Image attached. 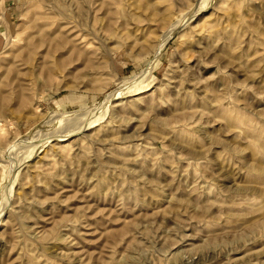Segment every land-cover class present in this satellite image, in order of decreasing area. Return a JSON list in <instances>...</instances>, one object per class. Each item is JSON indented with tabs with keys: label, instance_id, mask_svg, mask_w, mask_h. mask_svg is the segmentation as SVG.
<instances>
[{
	"label": "rangeland",
	"instance_id": "374dc122",
	"mask_svg": "<svg viewBox=\"0 0 264 264\" xmlns=\"http://www.w3.org/2000/svg\"><path fill=\"white\" fill-rule=\"evenodd\" d=\"M0 0V264H264V0Z\"/></svg>",
	"mask_w": 264,
	"mask_h": 264
},
{
	"label": "crops",
	"instance_id": "0c3cea01",
	"mask_svg": "<svg viewBox=\"0 0 264 264\" xmlns=\"http://www.w3.org/2000/svg\"><path fill=\"white\" fill-rule=\"evenodd\" d=\"M2 1H3V2H2V3H3V6H2V7H5V5L8 4V1H9V0H2Z\"/></svg>",
	"mask_w": 264,
	"mask_h": 264
}]
</instances>
